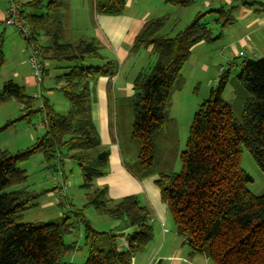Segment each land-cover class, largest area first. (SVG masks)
I'll use <instances>...</instances> for the list:
<instances>
[{
    "label": "trees",
    "instance_id": "obj_1",
    "mask_svg": "<svg viewBox=\"0 0 264 264\" xmlns=\"http://www.w3.org/2000/svg\"><path fill=\"white\" fill-rule=\"evenodd\" d=\"M162 1L179 8L194 3V0ZM15 2L29 28L25 39L38 49L44 65L42 80L38 83L42 84L43 77L49 73L47 64L55 63L58 70L55 85L75 111L59 114L50 100L44 98L38 109L44 114V135L24 151L11 153L0 148V264H63L61 259L77 250L75 242H65V237L74 229L68 217L46 223H16L18 214L35 200V195L25 189L13 190L28 179L27 172L19 165L36 154H42L47 161L65 157L79 161L81 166L95 161L108 162V153L103 151L92 120L90 86L100 77H106L111 90L119 63L106 60L92 40H73L66 0ZM239 4L248 8L260 3L239 0ZM126 6V0H95L93 16H122ZM237 7L231 3L229 8L198 13L174 36L162 34L165 17L146 20L135 37L134 50L149 48L156 59L154 65L142 69L133 82L132 139L140 146L146 176L153 174L155 137L166 124V108L192 49L221 36L213 37L212 28L202 23V18L214 13L218 16L215 26L224 29L232 25ZM41 38L48 41L40 43ZM86 60H97L101 64L86 68L71 66ZM233 62L240 67L236 81L244 97L241 117H236L232 107L223 101L231 82V68H223L210 97L194 115L186 149L181 155V172L161 173L155 184L172 216L176 233L185 241L191 256H205L214 264H264V194L250 192L248 185L253 179L241 167L245 148L264 174V57L238 58ZM2 64L0 50V66ZM11 99H17L21 105L20 120L35 113L34 97L14 80L5 82L0 89V105ZM11 124L0 127V132ZM79 150V154L74 153ZM84 177L85 186L90 188L94 177ZM105 192L104 188L89 193L84 209L94 206L115 221L126 220L133 231L127 234L99 232L80 213L88 252L84 264H135L136 257L147 250L154 238L152 210L137 196L98 201L97 197Z\"/></svg>",
    "mask_w": 264,
    "mask_h": 264
},
{
    "label": "rangeland",
    "instance_id": "obj_2",
    "mask_svg": "<svg viewBox=\"0 0 264 264\" xmlns=\"http://www.w3.org/2000/svg\"><path fill=\"white\" fill-rule=\"evenodd\" d=\"M17 1L25 3L27 0ZM66 1L70 20L69 27L72 31L73 40L81 39L83 36L91 38L90 40L95 43L99 52L106 57V60H116L119 63L118 81L114 85V89L112 87V90L108 93L107 104L98 108L95 118L96 124L93 120L103 151L108 153V162L103 164L95 161L81 166L79 161L65 157L47 161L42 154H36L29 160L20 163L19 167L27 172L28 179L22 185L13 187V190L25 189L35 195V200L31 205L18 214L17 224L46 223L60 220L62 217L69 218V223L74 226V229L70 235L65 237V242H75L77 250L68 253L61 259V262L65 264L72 260L74 264H84L88 252L84 243V224L80 220V213L83 219L99 232L116 233L119 230L116 224H119L121 228L124 227L125 223L128 224L126 220H113L110 216L99 212L94 206H88L84 209V206L89 202L88 194L105 188L104 195L97 197L98 201H104L112 199V195L119 197L121 194L130 193L129 190L123 193L119 191L124 185L123 177L127 175L136 180L137 184L141 186L146 181L157 179L161 173L177 174L181 172V155L186 149L194 115L199 106L210 97L211 89L217 85L215 79L219 80L218 76L222 68L228 64L227 61L223 62L219 57L220 51L223 50L227 38H230L231 41L232 37L241 28L239 25L231 28L228 26L224 29L221 26H215V20L218 16L214 13L207 14L202 18L201 22L212 28L213 37L224 35L225 41L223 43L219 42V38L205 45L206 47L197 49L182 70L165 111L166 124L155 137L156 159L152 167L153 174L146 176V170L143 169L141 164L140 146L132 139V129L135 121L133 102L125 100L118 87L122 84L124 78L129 79L136 75L137 71L152 67L156 60L155 55L149 48L142 47L134 50L135 29L130 33L122 48L118 52L113 51L105 44L103 38L98 36L96 15L93 16L92 11L95 0ZM134 1L132 13L147 14L145 16L146 20L165 17L166 24L162 34L170 36L184 30L198 13L206 14L221 7L229 8L231 3L240 5L239 0H194L191 6L179 8L166 5L162 0ZM229 1L231 2L229 3ZM0 3L7 11L10 5L9 2L0 0ZM3 17L4 14L3 16L0 14V50L3 55V64L0 66V89L5 82L14 80L17 83L26 85L28 95L38 94L39 96V99H35L34 109L36 111L28 119L20 120L23 112L17 99H11L0 105V127L12 122L8 128L0 132V148L11 153H17L34 146L45 133L43 127L44 114L38 110L43 105L44 98L50 100L54 110L59 114L66 115L71 111H75V109L64 93L57 86L54 87L53 81L49 78L54 73L55 63L47 64L49 74L43 77L42 84L37 82L29 63V59L33 56L32 45L28 44L25 35L16 27L4 24L2 22ZM46 41L48 39H40V43ZM225 53L228 55V49L225 50ZM213 62L217 63L216 67L212 65ZM204 63L209 66L206 73L201 70ZM100 64L101 62L97 60H86L71 66L79 65L86 68L92 65L97 67ZM230 73L231 82L222 98L226 104L232 107L236 117L240 118L244 107V97L240 93L242 89L236 81L240 74V67H233ZM52 87H54L53 90H50ZM56 87L57 89H55ZM90 92L93 99L91 86ZM92 103L93 100L90 103L91 107ZM113 143L120 150L118 152L119 160L113 152ZM74 153L79 154L80 150ZM94 156H97V154ZM241 167L253 179V183L248 185L250 192L254 195H263L264 174L245 148L242 149ZM85 175L94 177L90 188L85 186ZM104 179H108L107 185H104L105 183L100 184V181ZM64 184L66 187H62ZM151 186L156 193L159 205L166 210L167 219L165 224L170 227L168 230L176 232L172 216L159 197V189L154 182H151ZM130 190H133V188L131 187ZM136 196L142 200L144 194ZM94 197L95 195H93ZM158 226L154 229L153 240L157 238ZM182 246L180 249L183 250V253L190 252L186 244L182 243ZM209 264L214 263L209 261Z\"/></svg>",
    "mask_w": 264,
    "mask_h": 264
},
{
    "label": "crops",
    "instance_id": "obj_3",
    "mask_svg": "<svg viewBox=\"0 0 264 264\" xmlns=\"http://www.w3.org/2000/svg\"><path fill=\"white\" fill-rule=\"evenodd\" d=\"M134 2V0H127L125 15L116 17L96 15V28L98 31V36L102 37L105 44L109 46L113 51L118 52L122 48L126 39L134 29L136 30V37L140 32L144 22L146 21L145 16L147 14L144 15L141 12H138L137 14L132 13ZM230 2L231 1H229V3ZM257 2L260 4H256L255 6L248 8L241 5H236L238 7L233 13V23L232 25H230V28L234 27L235 25H239L241 29L236 35H234V37H232L233 39L231 41L230 38H227L226 44L223 45V50L220 51L219 57L223 62L227 61L228 63L226 67H223L224 69H228V67L232 69L233 67L237 66L233 61L238 58L261 59L262 57H264V5H261L264 4V0H257ZM208 5L210 4L208 3ZM0 14L1 16H3L4 14V21L6 17V11L5 7L2 6V3H0ZM82 38L89 39L85 38V36H83ZM224 41V35H221L219 42L223 43ZM207 44L208 42H201L197 44L192 49L191 56L196 52L197 49L206 47L205 45ZM226 49H228V55H226L225 53ZM212 65L216 67L217 63L213 62ZM202 66L203 68L201 70L206 73V71L209 69L208 64L204 63L202 64ZM53 69L54 73L51 74L49 78L53 81L52 83L55 87L56 85L54 78L58 73V70L56 67H54ZM140 71H137L138 73L136 72V75L130 77L129 79L124 78L122 84L118 87L119 92L123 95L125 100L132 101V98L134 96L133 82ZM117 81L118 75L113 79V89ZM215 82L217 83L218 79H215ZM108 84V78L100 77L91 85L94 97L92 99L93 103L91 107L92 120H94L95 124L96 112L98 111V108H101L108 102V93L110 92ZM20 85L24 86L26 90V85L24 83ZM54 87L50 88V90H53ZM33 97L36 100L39 99L38 94H35ZM113 152L117 160H119L118 152H120V150L116 145H114V143ZM157 179L155 178L152 181H146L144 185L140 186L139 184H137L138 182L136 180L127 175L123 177L124 185L119 191L123 193L129 190L130 193H126V195L121 194L119 195V197L115 195L111 196L112 200L118 201L124 197L136 196L143 193L144 196L142 200L140 199V201L142 204L149 206L152 210V226L154 227V229H156V226L159 225L157 238L154 239L155 241L153 240L152 243H150L146 251L136 257L135 264H209L210 260L205 256H191L190 252L183 253V250H181L180 248L184 246H182V243L186 244L185 241L180 238L176 232L168 230V228L170 229V227H167V224H165L167 219L166 210L159 205L156 198V193L153 191L151 186V182L156 183ZM107 180L108 179H104L100 181V184L105 183L104 185H107ZM62 187H66L65 184ZM131 187L133 188V190H130ZM116 227H119V230L115 234H127L133 231L131 226L126 223L122 228L119 224H116ZM161 240L162 243L160 244ZM65 264L74 263L72 262V260H70Z\"/></svg>",
    "mask_w": 264,
    "mask_h": 264
},
{
    "label": "built area",
    "instance_id": "obj_4",
    "mask_svg": "<svg viewBox=\"0 0 264 264\" xmlns=\"http://www.w3.org/2000/svg\"><path fill=\"white\" fill-rule=\"evenodd\" d=\"M9 2V8L6 11V17L3 21L4 24L8 26L16 27L21 33L27 35L29 33V28L24 24V21L21 16L20 7L15 2V0H6ZM33 56L29 59V63L32 67L33 74L36 77L37 82H41L43 76L44 65L40 59V53L37 48L32 46Z\"/></svg>",
    "mask_w": 264,
    "mask_h": 264
}]
</instances>
